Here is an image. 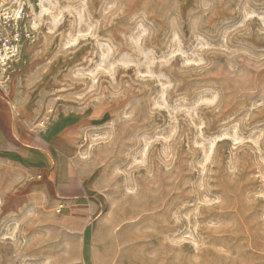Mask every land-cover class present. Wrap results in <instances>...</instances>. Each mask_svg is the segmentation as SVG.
<instances>
[{
  "label": "rangeland",
  "instance_id": "obj_1",
  "mask_svg": "<svg viewBox=\"0 0 264 264\" xmlns=\"http://www.w3.org/2000/svg\"><path fill=\"white\" fill-rule=\"evenodd\" d=\"M25 4L1 79L30 119L75 116L100 209L0 192V264H264V0Z\"/></svg>",
  "mask_w": 264,
  "mask_h": 264
},
{
  "label": "crops",
  "instance_id": "obj_2",
  "mask_svg": "<svg viewBox=\"0 0 264 264\" xmlns=\"http://www.w3.org/2000/svg\"><path fill=\"white\" fill-rule=\"evenodd\" d=\"M22 58L0 70V192L16 202L42 195L62 205L69 217L86 219L100 203L89 173L76 161L79 125L63 112L44 129L20 109L17 86L1 78L13 74Z\"/></svg>",
  "mask_w": 264,
  "mask_h": 264
},
{
  "label": "built area",
  "instance_id": "obj_3",
  "mask_svg": "<svg viewBox=\"0 0 264 264\" xmlns=\"http://www.w3.org/2000/svg\"><path fill=\"white\" fill-rule=\"evenodd\" d=\"M36 30L29 21L25 0H0V70L17 63L28 44L35 41ZM56 113L51 110L47 117L41 120L40 126L47 129ZM62 205L57 209L61 212Z\"/></svg>",
  "mask_w": 264,
  "mask_h": 264
}]
</instances>
